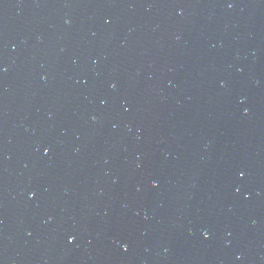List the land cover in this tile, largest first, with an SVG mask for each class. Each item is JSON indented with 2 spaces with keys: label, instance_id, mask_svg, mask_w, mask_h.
I'll return each mask as SVG.
<instances>
[{
  "label": "water",
  "instance_id": "water-1",
  "mask_svg": "<svg viewBox=\"0 0 264 264\" xmlns=\"http://www.w3.org/2000/svg\"><path fill=\"white\" fill-rule=\"evenodd\" d=\"M0 264H264V0H0Z\"/></svg>",
  "mask_w": 264,
  "mask_h": 264
},
{
  "label": "snow or ice",
  "instance_id": "snow-or-ice-1",
  "mask_svg": "<svg viewBox=\"0 0 264 264\" xmlns=\"http://www.w3.org/2000/svg\"><path fill=\"white\" fill-rule=\"evenodd\" d=\"M45 151H47V149Z\"/></svg>",
  "mask_w": 264,
  "mask_h": 264
}]
</instances>
